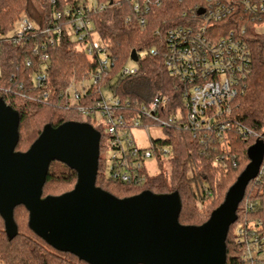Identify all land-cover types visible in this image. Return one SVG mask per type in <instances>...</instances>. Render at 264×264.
Masks as SVG:
<instances>
[{
  "label": "trees",
  "instance_id": "1",
  "mask_svg": "<svg viewBox=\"0 0 264 264\" xmlns=\"http://www.w3.org/2000/svg\"><path fill=\"white\" fill-rule=\"evenodd\" d=\"M35 1L42 10L44 28L49 27L50 32L29 35L18 43L4 42L0 53L3 73L0 76V98L21 117L16 150L27 151L47 124L59 126L71 120L80 121L78 114H82L77 105L70 103L67 90L72 82L89 79L96 73L102 75V80L96 85L90 82L80 104L100 99L105 94L103 88H107L124 102L138 105L149 103L157 91H162L168 98L166 109L161 112L163 118H168L172 110L182 106V83L170 74L164 62V38L169 29L185 22L184 14L191 15L192 8L196 4H205L206 0H162V5L153 7L146 16V26L140 24L139 14L134 10L135 0H95L106 5L102 10H93L89 17L93 32L110 50L111 63L107 69L101 67L97 57L80 50L77 41L67 34V18L77 15L76 8L84 7V0ZM238 1L242 3L243 0ZM29 7L30 0H0V35L13 28L21 16L29 14ZM66 8H71L70 15L66 14ZM58 12H62V17L57 23L65 32L59 38L54 31L55 25L51 24ZM220 23L237 30L248 45L253 64L244 91L234 101L233 118L262 133L264 32L257 28L264 25V18L239 5L236 12ZM50 37L56 39L54 45H50ZM41 42H47L46 46L43 47ZM153 49L159 53L153 55ZM133 50L140 57L138 71L124 75L121 68L132 61ZM44 54L49 56L47 62L42 60ZM41 71H46L48 76L43 89L37 87L34 79ZM88 122L92 123L89 118ZM164 131L165 138L152 139L148 147L156 151L161 170L157 175L148 176L140 184L113 179L106 175L107 164L100 156L96 184L119 198L145 190L160 194L177 191L182 199L181 224L201 225L223 203L229 188L250 162L248 149L256 138L245 137L236 128H231L225 136L228 139L226 148L215 135L206 149L200 137L178 125ZM163 148L170 149L169 172L163 171L165 160L158 152ZM100 149L102 152V144ZM77 177L74 169L59 161L52 162L43 195H61L72 190ZM251 183L245 198L249 197L257 204L253 210L245 212V200L240 203L238 219L230 226L227 237L226 264H264V194L260 191L264 188V178L261 182L254 180ZM255 187L258 190L252 194ZM14 217L19 232L9 240L0 215V264H89L70 252L57 250L37 235L29 226V211L25 206H17ZM249 247L254 251L251 257L248 256Z\"/></svg>",
  "mask_w": 264,
  "mask_h": 264
},
{
  "label": "water",
  "instance_id": "2",
  "mask_svg": "<svg viewBox=\"0 0 264 264\" xmlns=\"http://www.w3.org/2000/svg\"><path fill=\"white\" fill-rule=\"evenodd\" d=\"M131 59L138 61L136 50ZM20 118L0 98V215L9 240L19 232L14 211L23 205L37 235L89 264H226L229 229L258 176L263 140L249 147L250 162L210 218L201 225H183L177 191L145 190L119 198L97 186L102 135L89 122L47 124L27 151H18ZM54 161L74 169L77 183L61 195L44 196Z\"/></svg>",
  "mask_w": 264,
  "mask_h": 264
},
{
  "label": "built area",
  "instance_id": "3",
  "mask_svg": "<svg viewBox=\"0 0 264 264\" xmlns=\"http://www.w3.org/2000/svg\"><path fill=\"white\" fill-rule=\"evenodd\" d=\"M84 2V7L76 8L77 15L67 18V34L72 40L77 41L80 50L97 57L101 67L107 69L111 63L110 50L104 41L100 43L95 38L92 20L89 17L93 10H102L106 5L98 4L95 0H84ZM162 2V0H135L134 10L139 14L142 26H146V16L151 9L161 6ZM205 2V4H196L191 10V15L184 14L185 22L169 29L164 38L165 65L170 74L182 83V106L172 110L168 118L161 117V112L166 109L168 102L162 91H157L154 99L147 104L124 102L114 94L109 97L104 94L91 103L80 104L87 94V86L90 82L95 85L100 83L102 75L96 73L89 79L80 81V89L76 88L75 82L69 86L67 95L70 103L77 105V110L82 116L89 118L92 121L89 123L101 132V144L104 132L101 129L102 123L97 117L100 116L104 120L112 149L111 156L104 158L108 177L140 184L151 176L146 162L149 158L157 160L156 151L138 147L132 133L134 128L141 126L155 125L165 129L178 125L183 130L200 137L206 149H209V141L215 135L219 138L222 147L226 148L228 139L225 136L231 128H236L245 137H255L256 141L260 139L264 142V132H257L233 118L234 101L244 91L252 75L253 64L248 45L237 30L233 27L228 29L220 23L222 19H227L236 12L239 5L246 7L252 14L264 18V0H243L242 3L238 0H206ZM200 10H203V13H199ZM66 14H71V8H66ZM61 17L62 12H58L55 20L51 19V24L55 25L57 38L65 33L57 23V19ZM44 26L43 20L38 27L28 16H21L13 28L0 35V53L4 42L18 43L29 35L49 33L50 28ZM261 27L264 25L259 26L257 30L260 31ZM156 33L159 31L157 30ZM42 43L43 47L47 44V42ZM49 43L54 45L56 39L50 37ZM151 53L156 55L159 51L153 49ZM42 60L47 62L49 56L42 55ZM137 71V66L121 68L124 75L134 74ZM2 74L0 66V76ZM34 79L38 88L46 87L45 83L48 81L46 71L37 73ZM86 80L90 82L85 83ZM158 152L165 160L169 157L170 149H158ZM263 178L264 159L254 180L261 182ZM243 200H245V212L253 210L257 204V201L249 197H244ZM253 253L254 251L249 247L248 256L251 257Z\"/></svg>",
  "mask_w": 264,
  "mask_h": 264
},
{
  "label": "rangeland",
  "instance_id": "4",
  "mask_svg": "<svg viewBox=\"0 0 264 264\" xmlns=\"http://www.w3.org/2000/svg\"><path fill=\"white\" fill-rule=\"evenodd\" d=\"M26 16H28L31 19V21L33 22L35 26L39 27V25H41L43 13H42V10L36 4L35 0H30L29 14L27 13ZM260 31L264 32V27H261ZM94 36L97 40H99L100 43L103 42L97 33H95ZM127 66L135 67L137 66V62L133 60L129 61ZM89 82H90L89 80L85 81V83H89ZM76 88L78 89L81 88L80 82L76 84ZM103 91L105 93V96L109 97L110 95H112V93L107 88H103ZM78 118L80 122L88 121V118L86 116H82L80 114H78ZM97 120L102 123L101 129H103V132H104L103 133L104 136L102 139V145L104 147L101 152V156L103 158H109L112 154V149L109 145V138H108L107 131H106V125L104 123V120L100 116L97 117ZM132 133H133L136 145L140 148H148L152 142V139H162V138H165L166 136L164 129L161 126H155V125H151L148 127L141 126L139 128H134ZM146 164H147L149 173L152 177L157 175L161 171L157 160L154 158H149ZM163 171H167V172L170 171L169 158H165V165L163 167ZM251 187H252V183L250 184L249 189ZM257 190H258V187H255L254 190L252 191L253 192L252 194H256ZM260 191H261V194H264V188H261ZM263 204H264V195H263Z\"/></svg>",
  "mask_w": 264,
  "mask_h": 264
}]
</instances>
